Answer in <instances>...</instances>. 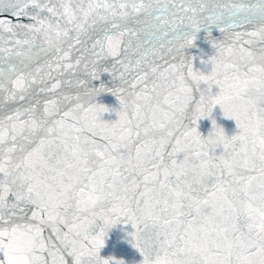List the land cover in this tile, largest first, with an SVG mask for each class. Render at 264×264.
Returning <instances> with one entry per match:
<instances>
[{
    "label": "snow or ice",
    "instance_id": "obj_1",
    "mask_svg": "<svg viewBox=\"0 0 264 264\" xmlns=\"http://www.w3.org/2000/svg\"><path fill=\"white\" fill-rule=\"evenodd\" d=\"M117 224L139 264H264V0H0V264H125Z\"/></svg>",
    "mask_w": 264,
    "mask_h": 264
},
{
    "label": "water",
    "instance_id": "obj_2",
    "mask_svg": "<svg viewBox=\"0 0 264 264\" xmlns=\"http://www.w3.org/2000/svg\"><path fill=\"white\" fill-rule=\"evenodd\" d=\"M4 18H11L9 14L5 13ZM13 22H16L15 18H11ZM22 22H28L24 19ZM211 35L217 37L219 33L215 31L214 28L210 29ZM127 39V37H126ZM194 47L186 49V55L206 58L214 53V49L207 42L205 38V32L201 30L197 34V39L194 41ZM194 67H201L199 59L194 60ZM103 82L106 88H114L119 86L118 81L114 82L107 73H101L100 79L93 82L94 86L99 87L100 83ZM70 90V89H67ZM96 103L103 104L107 106L110 111L103 113L101 119L104 121H114L117 119L116 112L112 111L113 109L119 110V103L111 92H101L95 98ZM213 118L216 123L224 129V132L227 136H231L236 132L235 121L231 118H226L223 116L219 106H216L213 109ZM197 130L201 133L202 136H207L209 131H211V120L207 117L201 118L197 121ZM130 231V226L117 224L112 228L107 230V235L105 237L104 246L100 249V255L104 258L110 256L115 257L116 259H123L125 264H139V261L142 259L138 252L132 248L130 243H128L129 237L127 232Z\"/></svg>",
    "mask_w": 264,
    "mask_h": 264
},
{
    "label": "clouds",
    "instance_id": "obj_3",
    "mask_svg": "<svg viewBox=\"0 0 264 264\" xmlns=\"http://www.w3.org/2000/svg\"><path fill=\"white\" fill-rule=\"evenodd\" d=\"M211 139H214V137H212ZM118 186H119L120 188H124V187H126V185L123 184V183H120ZM219 210H220V206L217 205V211H219Z\"/></svg>",
    "mask_w": 264,
    "mask_h": 264
}]
</instances>
